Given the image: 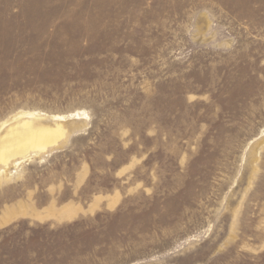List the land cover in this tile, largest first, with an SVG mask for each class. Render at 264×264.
Instances as JSON below:
<instances>
[{"label": "rangeland", "instance_id": "rangeland-1", "mask_svg": "<svg viewBox=\"0 0 264 264\" xmlns=\"http://www.w3.org/2000/svg\"><path fill=\"white\" fill-rule=\"evenodd\" d=\"M0 151V264H264V0H0Z\"/></svg>", "mask_w": 264, "mask_h": 264}, {"label": "bare ground", "instance_id": "bare-ground-1", "mask_svg": "<svg viewBox=\"0 0 264 264\" xmlns=\"http://www.w3.org/2000/svg\"><path fill=\"white\" fill-rule=\"evenodd\" d=\"M35 115V114H34ZM34 115L32 113H30L29 116L34 117ZM79 115V113H77V116ZM76 117V115H75ZM57 120H64L63 116H57L56 117ZM31 121L26 120L24 122L25 126H29V124ZM23 125V124H22ZM5 126V125H4ZM24 127V126H23ZM34 128V127H33ZM60 125H56L55 128L52 127H46V128H39L36 130H31V133H35L36 135H30L28 136L30 141L32 142L31 144H33V148L34 150H45L48 149V145L53 144L51 141H48L52 138L55 139V137L57 136L58 138L60 137V134L64 135L63 132L60 131ZM39 134V135H38ZM36 139V141L34 140ZM47 140V141H46ZM21 141V140H19ZM46 141V142H45ZM55 141V140H54ZM18 142V141H17ZM26 143V142H25ZM21 145V144H20ZM23 145V144H22ZM1 152V151H0ZM31 154L27 153L26 155H24L22 157V160L26 159L27 157H30ZM0 160L3 161L5 163V166H7V159L5 157V153L1 152L0 153ZM22 160L17 161V164H19Z\"/></svg>", "mask_w": 264, "mask_h": 264}, {"label": "water", "instance_id": "water-1", "mask_svg": "<svg viewBox=\"0 0 264 264\" xmlns=\"http://www.w3.org/2000/svg\"><path fill=\"white\" fill-rule=\"evenodd\" d=\"M37 121H38V122H42V123H48V122H46V121H42V120H34L33 123L36 124V123H38ZM15 123H16V122H15ZM13 124H14V123H13ZM19 127H22V126H19ZM48 148H50V145H48Z\"/></svg>", "mask_w": 264, "mask_h": 264}]
</instances>
